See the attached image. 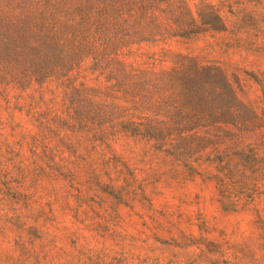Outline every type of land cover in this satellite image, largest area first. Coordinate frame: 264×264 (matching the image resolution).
Returning a JSON list of instances; mask_svg holds the SVG:
<instances>
[{
    "label": "rangeland",
    "instance_id": "rangeland-1",
    "mask_svg": "<svg viewBox=\"0 0 264 264\" xmlns=\"http://www.w3.org/2000/svg\"><path fill=\"white\" fill-rule=\"evenodd\" d=\"M129 1L108 6L110 21ZM181 1L169 8L176 29L203 26L199 11L220 14L225 29L133 43L119 58L156 70L179 55L221 66L243 101V128L160 147L118 124L141 114L125 93H90L84 110L85 96L73 99L75 87L112 84L90 56L42 82L0 64V264H264V0ZM74 2L86 4L63 0L56 29Z\"/></svg>",
    "mask_w": 264,
    "mask_h": 264
},
{
    "label": "trees",
    "instance_id": "trees-1",
    "mask_svg": "<svg viewBox=\"0 0 264 264\" xmlns=\"http://www.w3.org/2000/svg\"><path fill=\"white\" fill-rule=\"evenodd\" d=\"M62 2L6 0L4 9L0 10V64L21 67L30 79L42 82L48 77L68 73L90 56L91 69L112 84L104 89L84 84L75 87L73 99L84 95L85 105L81 107L84 110L88 101L93 105L90 93L101 96L125 93L132 97L133 108L141 114L132 115L138 119L118 124L133 135L155 140L160 147L167 138L199 139L201 130L221 124L243 128V101L221 66L179 55L172 68L156 70L135 67L119 58L122 49L133 43L156 41L169 35L187 36L203 30H223L225 22L220 14L199 11L203 26L192 28L186 23L176 29L172 23L176 20V11L169 8L181 0H130L127 11L121 9L118 22L114 23L108 16V6L113 5L114 0H83L86 4L74 2L69 7V17L57 20L55 24H59V28L56 29L49 20L55 17ZM148 9L151 24L143 26ZM157 10L169 15L161 21L162 15L157 14ZM94 26L97 28L92 30ZM68 33L75 39L83 36L78 42L66 39L65 44L58 43L57 37ZM69 43L71 47L66 49L65 58L59 57L58 47L63 49ZM92 110L99 113L101 108L94 106L88 113ZM170 144L175 150L177 145Z\"/></svg>",
    "mask_w": 264,
    "mask_h": 264
}]
</instances>
